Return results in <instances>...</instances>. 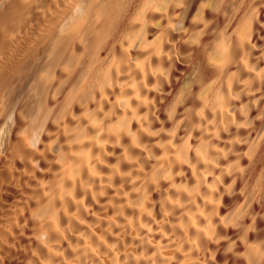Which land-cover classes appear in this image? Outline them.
Instances as JSON below:
<instances>
[{"label": "bare ground", "instance_id": "1", "mask_svg": "<svg viewBox=\"0 0 264 264\" xmlns=\"http://www.w3.org/2000/svg\"><path fill=\"white\" fill-rule=\"evenodd\" d=\"M0 264H264V0H0Z\"/></svg>", "mask_w": 264, "mask_h": 264}]
</instances>
